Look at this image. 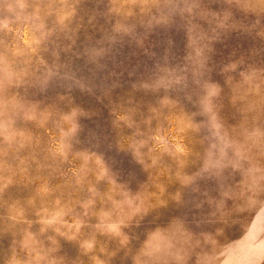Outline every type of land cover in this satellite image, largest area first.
Here are the masks:
<instances>
[{"label": "rangeland", "instance_id": "rangeland-1", "mask_svg": "<svg viewBox=\"0 0 264 264\" xmlns=\"http://www.w3.org/2000/svg\"><path fill=\"white\" fill-rule=\"evenodd\" d=\"M0 264H264V0H0Z\"/></svg>", "mask_w": 264, "mask_h": 264}]
</instances>
